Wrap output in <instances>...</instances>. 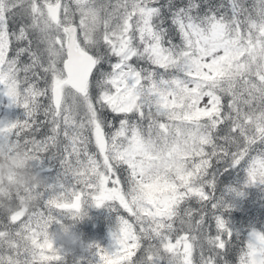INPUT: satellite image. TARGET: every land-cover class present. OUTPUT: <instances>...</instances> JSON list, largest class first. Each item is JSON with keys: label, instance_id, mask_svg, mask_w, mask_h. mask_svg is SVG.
Returning a JSON list of instances; mask_svg holds the SVG:
<instances>
[{"label": "snow or ice", "instance_id": "6c2138e0", "mask_svg": "<svg viewBox=\"0 0 264 264\" xmlns=\"http://www.w3.org/2000/svg\"><path fill=\"white\" fill-rule=\"evenodd\" d=\"M261 21L264 0H0V93L25 110L22 121L0 122V148L22 145L40 171L50 154L61 169L31 214L0 217V264H264V229L250 227L241 240L223 216L234 203L215 195L219 176L235 169L246 172L228 188L235 197L264 185V134L237 128L233 97L203 84L194 67L223 55L197 50L207 51L221 25L264 46ZM197 87V106L218 96L221 114L212 144L183 158L192 174L183 185L162 166L182 124L168 101ZM153 136L159 150L149 147ZM155 178L182 185L171 212L156 214L140 198L137 181ZM105 204L118 213L111 251L93 242L69 256L54 242L51 251L31 243L45 241L42 222L75 224L85 206Z\"/></svg>", "mask_w": 264, "mask_h": 264}, {"label": "rangeland", "instance_id": "374dc122", "mask_svg": "<svg viewBox=\"0 0 264 264\" xmlns=\"http://www.w3.org/2000/svg\"><path fill=\"white\" fill-rule=\"evenodd\" d=\"M261 22L264 23V21ZM252 32V38L255 39L254 28ZM236 34L227 33L221 25L220 30L213 33L212 39L208 42L207 51L202 50L201 46H197L201 56H211L216 48H223L225 51L223 55L217 56L211 63L205 64L202 60H194L195 76L203 84L212 85L213 88L218 82L235 86L234 110L240 114L246 123L253 127L254 132H260L264 128V46L258 41L253 46L252 43L247 42L245 36H241L242 40L245 41V43H241L242 40L240 41V37L235 36ZM262 34H264V29H262ZM240 75L243 76L239 77ZM199 95V87L191 90L182 89L171 101H168V109L172 113V119L180 121L182 124L178 133L169 136V144L175 147V151L165 159L162 166L174 170L177 179L182 180L183 185L189 183L192 174L184 172L182 160L185 156H190L193 153L200 155L201 152L197 151V148L204 141L196 120L201 115L209 113L216 102V96H214L210 108L198 107ZM10 104V100L0 93V122L22 121L23 118H17L24 114V111H21L24 109L15 105L9 106ZM237 104H239V111ZM181 110L183 111L181 112ZM149 147L159 150L161 147L159 138L153 136L149 142ZM49 155L42 158L41 167L45 170L40 171L35 166L31 155L22 145L12 149L0 148V212L3 215L7 211V204L2 196L8 195L10 190L14 191V187L22 189L20 200L25 206L35 204V207L38 208L39 190L46 181L48 183L54 182L61 171L58 161L50 159ZM245 179L244 177L233 178L224 185L216 196L222 197L226 202H233L234 207L231 209H241L245 198L251 194L250 190L254 191L259 185L243 189L245 192L243 197H235L234 194L228 192V188H239L240 184H244ZM181 186L160 178L137 181L140 198L152 205L156 214L172 211L173 206L182 196L179 191ZM254 193L251 194V197L255 196ZM67 207L71 208L72 205H67ZM85 210L87 215L75 224L70 217L59 225L50 221L46 224L42 222L46 236L45 241L39 243V236H33L31 243L42 250L51 251L54 242L57 248L68 252L72 251L76 234L82 233L81 235H87L94 243L111 251L113 243L111 233L118 224L117 211L109 204L101 207L85 206ZM23 212H25L24 207L20 208L16 214L13 213L14 219H19ZM113 212L115 215L112 214ZM98 219L107 220V222L100 225L97 222ZM79 244L82 245L81 248L72 252L76 253L77 256L86 247L82 241ZM72 253H69V256ZM117 259L118 261L123 260L125 256ZM68 260L71 264V257ZM109 264L112 262L110 261Z\"/></svg>", "mask_w": 264, "mask_h": 264}, {"label": "trees", "instance_id": "16d2710c", "mask_svg": "<svg viewBox=\"0 0 264 264\" xmlns=\"http://www.w3.org/2000/svg\"><path fill=\"white\" fill-rule=\"evenodd\" d=\"M249 23L251 22L248 20L241 22V27H244L245 34H247V32L249 31V28L247 26ZM222 27L227 33H233V34L237 33L235 36L240 37L239 38L240 41L242 40L241 32L239 28L233 30L232 25L230 23L226 27L224 25H222ZM242 76L243 75H240L239 77ZM214 89H216V91L221 95L233 97V94H235V86H231V84L229 83L218 82V84L215 85ZM21 111H24V114L19 115L17 119L23 118L24 120L25 110H21ZM232 113L233 115L231 119L234 122L235 126L237 128L247 130L250 135L253 134L254 132L253 127H251L248 123H246L244 119L240 116V114L234 110L233 107H232ZM220 114H221L220 100L219 97L216 96V102L213 108L209 111V113L205 115H201L196 120V124L198 125L199 132L202 134V138L204 139L202 144H208V145L212 144L213 141H212L211 133L215 131V125H216V121L212 120V117L215 116L219 118ZM225 118L227 119V117ZM205 120L211 121V128L208 124L202 123ZM254 133L257 136L262 135L264 134V128L260 132H254ZM216 167L222 168L223 165L217 164ZM239 177L246 178V172L240 169L231 170L230 172H223L218 178L215 195H217L219 191L222 190L224 185H226L230 180ZM241 185L243 184H240V186ZM245 189L246 188H244V190ZM10 191L11 192L8 195L2 196V199L6 200V204H7L6 206L7 211L5 215L8 213L16 214L22 207H24L25 209V212L22 213V216L29 215L33 212V210L37 209V207H35V204L32 205L29 204L27 206L23 204V202L20 200V196L22 195V193L20 192L22 191V189L14 187V191L13 190ZM250 193L251 194L254 193L255 196L251 197L250 194L248 197H246L241 209H230L223 213L224 219L228 221V226L241 233V240L247 236V230L250 227H254L257 230L264 229V185H259L254 189V191L250 190ZM183 195L184 193H182V196ZM112 214L115 215V212H113ZM0 216H4V215L0 212ZM97 222L100 225H103L107 222V220L98 219ZM81 234L80 235L76 234L74 238V246L72 247V251L67 252L68 254L74 252V250L81 248L82 245L79 244L80 241H82L85 246L94 242L87 235L85 234L81 235ZM84 255H87V253H84Z\"/></svg>", "mask_w": 264, "mask_h": 264}]
</instances>
